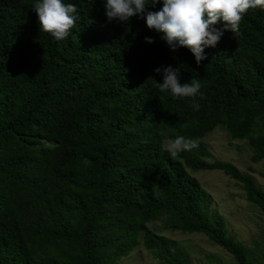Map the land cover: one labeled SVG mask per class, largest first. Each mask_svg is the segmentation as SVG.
I'll return each mask as SVG.
<instances>
[{"label": "trees", "instance_id": "1", "mask_svg": "<svg viewBox=\"0 0 264 264\" xmlns=\"http://www.w3.org/2000/svg\"><path fill=\"white\" fill-rule=\"evenodd\" d=\"M34 2L0 0V264H115L139 238L159 264H190L146 228L160 219L252 264L186 168L221 172L263 214L264 192L202 143L173 156L162 141L223 128L264 161V11L249 10L197 66L143 18L107 21L105 0H63L77 20L57 41L39 32ZM167 66L182 84L199 80L197 96L159 92L154 69Z\"/></svg>", "mask_w": 264, "mask_h": 264}, {"label": "clouds", "instance_id": "2", "mask_svg": "<svg viewBox=\"0 0 264 264\" xmlns=\"http://www.w3.org/2000/svg\"><path fill=\"white\" fill-rule=\"evenodd\" d=\"M162 4L158 11H147L151 5ZM104 15L107 21L125 23L132 17L145 20L148 29L162 33V39L170 51L186 48L194 57L197 66L207 59L204 49L215 47L225 31H239L243 16L249 10L264 11V0H105ZM39 25V32L50 35L57 41L64 40L75 27L78 9L74 4H66L63 0H35L32 5ZM146 12V15H144ZM217 22L223 27H213ZM145 42L153 43L146 37ZM155 74L162 75L163 82L153 80L159 92H169L175 98L195 97L202 85L197 79L180 83V66L158 67ZM198 110L199 104L193 102ZM197 147L196 142L183 135L169 138L163 145L170 155ZM87 163V161H86Z\"/></svg>", "mask_w": 264, "mask_h": 264}, {"label": "rangeland", "instance_id": "3", "mask_svg": "<svg viewBox=\"0 0 264 264\" xmlns=\"http://www.w3.org/2000/svg\"><path fill=\"white\" fill-rule=\"evenodd\" d=\"M166 140L162 141V148ZM209 151L213 159L234 165L241 173L252 178L255 185L264 192V161L251 163V152L246 141L232 140L223 128H215L199 141ZM193 177L210 198L211 212L220 215L227 234L243 245L247 258L252 264H264V214L244 199L238 185L219 171H191ZM146 228L172 241L189 260L190 264H235L231 257L199 234L170 231L164 220L147 223ZM115 264H159L144 250L141 238L138 245L126 257Z\"/></svg>", "mask_w": 264, "mask_h": 264}]
</instances>
